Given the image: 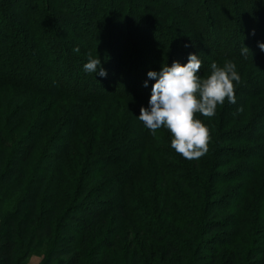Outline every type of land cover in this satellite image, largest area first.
Listing matches in <instances>:
<instances>
[{
    "label": "trees",
    "instance_id": "trees-1",
    "mask_svg": "<svg viewBox=\"0 0 264 264\" xmlns=\"http://www.w3.org/2000/svg\"><path fill=\"white\" fill-rule=\"evenodd\" d=\"M102 1L0 0V216L16 201L0 264H25L44 242V264H264V0ZM126 24L167 57L138 66ZM180 44L199 51V78L229 60L240 75L234 103L194 113L209 132L196 159L137 118L147 72L187 62ZM89 56L104 77L83 70Z\"/></svg>",
    "mask_w": 264,
    "mask_h": 264
},
{
    "label": "clouds",
    "instance_id": "clouds-1",
    "mask_svg": "<svg viewBox=\"0 0 264 264\" xmlns=\"http://www.w3.org/2000/svg\"><path fill=\"white\" fill-rule=\"evenodd\" d=\"M187 46V45H186ZM264 51V42H258ZM73 51L78 52L75 48ZM241 54L249 49L243 45ZM201 60L195 53H189L187 62L181 64L173 61L164 64L159 71L149 70L147 77L154 80L150 89L147 107L141 106L137 118L148 130L164 128L170 131V147L187 159L199 158L207 151L209 132L206 125L194 118V113L212 117L217 105L223 104L225 98L229 103L235 102L233 82H239L240 75L232 61L222 66L216 62L210 65V74L201 79L198 70ZM83 70L104 77L106 70L99 58L89 56ZM148 86V79L144 81Z\"/></svg>",
    "mask_w": 264,
    "mask_h": 264
},
{
    "label": "rangeland",
    "instance_id": "rangeland-1",
    "mask_svg": "<svg viewBox=\"0 0 264 264\" xmlns=\"http://www.w3.org/2000/svg\"><path fill=\"white\" fill-rule=\"evenodd\" d=\"M112 1H113V3H112ZM103 2V4H105V6H109L110 4H113L114 6H117L118 5V2H120V0H103L102 1ZM158 3H161L162 5H166V3L165 2H162V1H157ZM145 5V10L142 8V10L141 11H137V13L138 14H141V15H144V16H147V17H152V14L149 12V11H147V10H150V9H147V8H150L149 6H147V4H144ZM240 5V4H239ZM262 8H264V5H262V4H260L259 5V10H261ZM231 10H232V8H221V10L219 11V16H221L222 17V19L223 20H228V21H230L231 22V18L232 19H236L237 18V15H234V17L232 16V15H227V13L228 12H231ZM188 12H189V16L190 17H192V19H191V21L192 20H195L196 22H197V24L195 23V21L194 22H190V24L187 26V27H190V28H196V26H198V24H200V20H199V18L197 17V14L195 13V10H194V8H189L188 9ZM165 18H169V16H170V14L169 13H163L162 14ZM243 19H245L244 18V14H242V15H240ZM228 17H229V19H228ZM246 21V20H245ZM191 23H193V24H191ZM186 25H184V27H185ZM241 28L243 29V30H247L248 28H246L245 26H244V24L242 23L241 25ZM121 27H124V29L126 28V30L128 31L129 30V34L132 36V39H134L135 41H137V42H141L142 43V45H143V48H144V50H142L143 52H140L139 54H138V56L135 58L138 62H139V64H138V66L139 65H141V64H144V65H146V66H151V67H155L158 63H161L162 62V58H164V57H167V54L165 55V54H163V53H159V52H157L156 50H153L154 48H152V46L150 45V44H147L146 42H145V40H144V38L142 37V36H140V38H139V33H137V31H135L134 29H135V27L134 26H128L127 24L126 25H122V26H120V27H118L119 29L121 28ZM128 27H129V29H128ZM166 26H164V28H165ZM222 27L220 28V31L222 32ZM62 30H64V32H65V34L66 35H68V34H70V32L67 30V28H63ZM149 33H147V34H152V36H153V38H154V40H158V41H160V42H163V41H165V39L163 38V36H162V33L161 32H159V31H155V30H153V29H151L150 31H148ZM119 33V32H118ZM72 36H74V35H72ZM130 36V37H131ZM75 37V36H74ZM121 37V36H120ZM121 38H123L124 39V41H121V42H119V43H116V44H114V47L113 48H119V51L121 50H123V48H124V42L127 40V38H128V35L127 34H124V36L123 37H121ZM196 38V37H195ZM192 41H193V39H191ZM159 42V43H160ZM194 43H195V40H194ZM72 44V43H71ZM73 44H78V43H76V42H74ZM158 44V43H157ZM94 45H96V44H94ZM155 47V46H154ZM177 47L178 48H180V49H183L185 52H187L188 54L189 53H195V54H197L198 56H199V51H191V50H188V49H186L182 44H180V45H177ZM87 49H89V45H87ZM148 55V56H147ZM182 56V55H181ZM177 56L176 58L178 59H180V60H182V61H184L185 62V60H186V58H185V56ZM129 58H131V57H129ZM121 62V61H120ZM122 64V63H121ZM259 126H261L260 124H259ZM15 204H16V201H15V198H13V199H11V200H8L7 202H6V204H5V206H4V208H3V214L5 215L6 213H8V212H11L14 208H15ZM3 214H1V216H0V226H1V223H2V220H3ZM69 225H71V223L69 224ZM72 226H74L73 224H72ZM48 253H49V243L48 242H44L43 244H42V246H41V248H40V250L39 251H37V252H34L28 259H27V261L25 262V264H44L45 263V261H46V259L48 258Z\"/></svg>",
    "mask_w": 264,
    "mask_h": 264
}]
</instances>
